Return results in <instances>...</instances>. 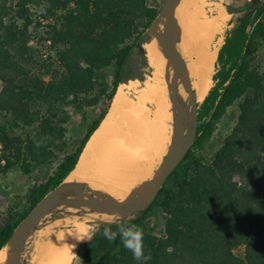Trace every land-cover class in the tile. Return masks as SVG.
Instances as JSON below:
<instances>
[{
  "label": "trees",
  "instance_id": "1",
  "mask_svg": "<svg viewBox=\"0 0 264 264\" xmlns=\"http://www.w3.org/2000/svg\"><path fill=\"white\" fill-rule=\"evenodd\" d=\"M227 9L242 14L225 35L214 84L199 104L196 140L151 206L125 220L144 228L149 211L166 214L165 236L144 232L145 253L152 256L145 264H264V64L258 61L264 0ZM159 10L151 0H0V173L18 168L31 174L60 159L47 183L33 191L31 209L75 169L120 84L144 79L139 59L149 60L139 39ZM110 69L111 76L104 72ZM101 103L78 147L68 152L61 141L69 110L87 120ZM235 104L236 126L205 163L195 150ZM28 213L0 231V251ZM241 246L244 256L234 252ZM80 247L86 263L139 264L119 236L97 235Z\"/></svg>",
  "mask_w": 264,
  "mask_h": 264
},
{
  "label": "bare ground",
  "instance_id": "2",
  "mask_svg": "<svg viewBox=\"0 0 264 264\" xmlns=\"http://www.w3.org/2000/svg\"><path fill=\"white\" fill-rule=\"evenodd\" d=\"M206 1L192 0L185 6L182 0L177 13L179 50L188 63L198 103L205 99L214 84L216 61L231 16L225 7ZM144 47L152 75L146 80L138 101H132L126 93L127 88L137 84V79L120 84L107 116L86 144L75 169L65 179L66 182L96 183L95 189L87 184L99 199L101 195H108L123 201L133 192L148 190L146 179L152 165L164 158L171 141L181 97L177 92H170L165 80L168 47L157 37L151 38ZM180 82L177 73L172 84L178 86ZM147 103H151L154 110H149ZM185 120L187 127L190 126L188 114ZM76 215L86 216L84 213ZM98 215L94 213L89 218ZM58 220L61 219L55 218L53 222ZM72 226L50 237L47 233V239L37 241L31 264H75L78 248L90 238V226L80 220ZM10 248L9 244L0 251V264L11 257Z\"/></svg>",
  "mask_w": 264,
  "mask_h": 264
},
{
  "label": "water",
  "instance_id": "3",
  "mask_svg": "<svg viewBox=\"0 0 264 264\" xmlns=\"http://www.w3.org/2000/svg\"><path fill=\"white\" fill-rule=\"evenodd\" d=\"M182 0H165L158 15L143 32L139 44L145 46L151 38L157 37L168 47L169 62L165 80L170 92L180 94L181 104L173 122V132L167 153L161 164L149 178V188L142 192H133L120 201L108 195H101L79 182H66L65 179L51 189L20 221L5 246L11 245V257L5 264H21L23 253L35 226L47 215L66 207L84 205L87 209L113 219L131 217L148 209L156 200L169 176L180 165L192 148L198 132L199 103L195 99L191 73L187 61L179 50L180 34L177 13ZM253 2L257 0H252ZM179 73L180 85L172 80ZM203 102V101H202ZM191 121L187 127L185 115ZM75 194L76 197H67ZM4 246V247H5ZM2 250V249H1Z\"/></svg>",
  "mask_w": 264,
  "mask_h": 264
},
{
  "label": "rangeland",
  "instance_id": "4",
  "mask_svg": "<svg viewBox=\"0 0 264 264\" xmlns=\"http://www.w3.org/2000/svg\"><path fill=\"white\" fill-rule=\"evenodd\" d=\"M164 1L162 2L161 0H151V5H153L156 8L159 7L161 9ZM190 1L192 0H185L183 5L186 6ZM248 1L250 0H207L206 2L213 3L212 4L213 6L219 5L227 9V5L238 7L245 5ZM208 9H210V7ZM241 14L242 13H231L230 19L227 22V25L225 26L223 37L226 35L227 31L234 26L233 22L236 21V19ZM258 61L261 64H264V46ZM139 64H140V71L142 72L144 79L143 80L137 79L138 80L136 84L137 87L135 85L130 89L128 88L126 89L127 96L132 101L135 102L138 101L139 94L144 88L146 80H148L152 75V67L149 65V62L146 63L144 59L140 58ZM104 72H107L111 76L113 69L106 70ZM215 72H216V66H215ZM45 79L48 80L49 77H45ZM3 85H4L3 82L0 80V91ZM201 102H199V104ZM104 106H105L104 103H101L99 107L96 108L93 107L89 109L87 120H84L82 114L76 113L72 108L69 110L70 121L67 124V138L61 141V143L62 142L66 143L68 152H72L78 147L80 140L84 136L89 126V123L94 120V118L98 115V113H100V111L104 108ZM146 107L149 110H154V106L151 103H147ZM238 114H239L238 104H235L228 109V111L222 117V119L216 123L215 131L211 139L205 143L202 149L195 150V154L197 157H201L205 163L206 162L209 163L214 159L215 153L221 148L227 136L231 134L233 128L236 126L238 121ZM172 132H173V128H172ZM171 136L172 134L170 133V139ZM169 142L167 146H169ZM62 156L63 155H61V158ZM162 158L160 160L157 159V161L152 165V172H150L149 177L146 180H149L154 170L157 167H159ZM59 162L60 159L53 163L45 164L42 166H36L31 174H24L18 168L12 169L6 174L0 173V231L3 230L8 224L12 223L15 219L19 218L21 215L26 213L27 211L30 212L32 210L31 207L33 201V195H32L33 191L37 187L47 183L49 178L56 172ZM82 183L85 184L87 187L89 184L93 189H95L96 183H91V182H86V183L82 182ZM103 192L107 193L108 191L104 190ZM79 213H84V215L86 216L76 215ZM94 213L96 212L87 209L84 205H78V206L66 207L54 213L47 214L35 226L31 236L29 237L23 253L21 264H31V259L35 252L36 242L42 239L44 240L47 239L48 237L46 235L47 233H49V237H50L53 234L60 231L61 229L73 227L72 225H74L75 221L77 220L85 221V223H87L90 226V238L88 240H92L97 235L98 236L101 235L103 229L105 227H110L111 225L105 224L104 221L108 217L105 216L103 217V215L99 213L98 216L96 217L93 216L89 218V216L94 215ZM55 218L61 220L53 222V219ZM128 218L135 219L136 214L131 217H126L123 219L119 218L117 220L125 223V220H127ZM165 218H166V214L160 208H154L153 210L149 211V213L146 215V219L144 222V228H143L144 232H150L159 237L165 236ZM88 240H86L85 242H87ZM234 252L236 255L244 256L245 248L243 246L238 247L234 250ZM84 254H85V250L79 247L77 250V257L75 264H91L83 261Z\"/></svg>",
  "mask_w": 264,
  "mask_h": 264
},
{
  "label": "clouds",
  "instance_id": "5",
  "mask_svg": "<svg viewBox=\"0 0 264 264\" xmlns=\"http://www.w3.org/2000/svg\"><path fill=\"white\" fill-rule=\"evenodd\" d=\"M107 225H116L114 231L111 227H105L102 235L109 241L115 240L119 236L123 243V247L132 253L133 259L139 264H145L146 261L151 260L150 253H145L144 248V230L134 224H126L111 217L104 221Z\"/></svg>",
  "mask_w": 264,
  "mask_h": 264
}]
</instances>
